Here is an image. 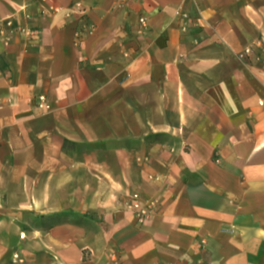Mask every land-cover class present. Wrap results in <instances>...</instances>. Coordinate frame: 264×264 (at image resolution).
Returning <instances> with one entry per match:
<instances>
[{"label":"crops","instance_id":"obj_1","mask_svg":"<svg viewBox=\"0 0 264 264\" xmlns=\"http://www.w3.org/2000/svg\"><path fill=\"white\" fill-rule=\"evenodd\" d=\"M6 18L35 35L0 36V264H264V0Z\"/></svg>","mask_w":264,"mask_h":264},{"label":"built area","instance_id":"obj_2","mask_svg":"<svg viewBox=\"0 0 264 264\" xmlns=\"http://www.w3.org/2000/svg\"><path fill=\"white\" fill-rule=\"evenodd\" d=\"M121 4H125L128 2V0H116ZM184 18H188L187 15L183 14ZM150 29V25L148 23L147 18L145 17H140V21H139V29H138V34H142V35H146L148 34ZM10 31L12 34L15 33H29L30 35H35V32L32 30H29L26 26L23 25H18L16 21H13L12 18H6L3 19L2 21H0V36H4L7 37L8 36V32ZM251 49H246L245 53L249 54L251 53ZM38 107L41 108H49L50 106L47 105V101H46V97L44 95L39 96V100L37 103ZM135 199H138V195L135 196ZM132 205V204H131ZM140 205V204H139ZM152 204H150L151 206ZM135 207L139 208V212H140V221L144 220L145 215L148 212V209H146V204L145 205H134Z\"/></svg>","mask_w":264,"mask_h":264},{"label":"rangeland","instance_id":"obj_3","mask_svg":"<svg viewBox=\"0 0 264 264\" xmlns=\"http://www.w3.org/2000/svg\"><path fill=\"white\" fill-rule=\"evenodd\" d=\"M85 216H87V215H85ZM15 258H16L17 262L23 264L22 262H20V258L17 255L15 256ZM41 260L43 261V263H41V261L39 259L40 262H38V263L35 262L34 264H53V261H52L50 254H43Z\"/></svg>","mask_w":264,"mask_h":264}]
</instances>
